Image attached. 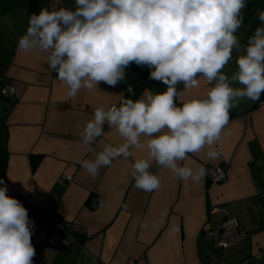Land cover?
<instances>
[{
    "label": "crops",
    "instance_id": "crops-1",
    "mask_svg": "<svg viewBox=\"0 0 264 264\" xmlns=\"http://www.w3.org/2000/svg\"><path fill=\"white\" fill-rule=\"evenodd\" d=\"M46 1H37L38 12L53 5L76 7L75 0ZM259 11H264V0H246L242 26L235 33L242 45L264 26ZM30 15L25 0H0V85L14 87L13 95L0 96V187L7 185L6 194L19 200L34 221L33 264H264V198L257 192L264 185V93L255 102L244 98L230 110L212 149L219 153L217 159L210 161L205 148L181 162L195 167V161L205 169L216 163L225 170L223 181L213 182L207 174L199 182L180 180L153 162L149 170L159 176L161 187L146 192L135 187L131 175L135 159L146 156L136 149L129 158L101 168L93 179L79 163L93 156L79 133L95 108L118 106L122 98L136 100L145 88L163 92L166 85L150 79L147 66L132 63L115 87L101 82L99 91L82 88L69 97L57 73L46 71L45 54L18 49ZM236 56L234 51L222 69L229 77L237 69ZM128 84L134 95L127 93ZM211 86L201 78L199 87L181 99L202 97ZM177 87L183 91L182 84ZM104 131L94 145L97 151L122 142L107 125ZM230 216L246 235L218 250L210 231ZM58 224L78 241L42 244Z\"/></svg>",
    "mask_w": 264,
    "mask_h": 264
},
{
    "label": "clouds",
    "instance_id": "clouds-1",
    "mask_svg": "<svg viewBox=\"0 0 264 264\" xmlns=\"http://www.w3.org/2000/svg\"><path fill=\"white\" fill-rule=\"evenodd\" d=\"M75 5L74 10L53 5L31 14L17 45L24 54H45L46 71L57 73L69 97L82 88L99 91L101 82L115 87L132 63L147 66L149 78L166 85L163 92L145 88L136 100L122 98L118 106L95 108L79 133L84 149L93 154L79 161L81 167L95 179L101 168L136 149L146 156L132 164L135 187L146 192L161 187L159 176L149 170L153 162L180 180L199 182L206 169L195 161V167L181 162L205 148L210 161L217 159L212 149L230 110L264 93V26L245 45L235 35L246 0H75ZM258 19L264 24V11ZM234 51L237 69L229 77L222 69ZM201 78L212 85L206 95L181 99L199 87ZM181 84L183 91L177 87ZM126 91L135 94L131 84ZM105 125L122 142L97 151ZM6 193L7 185L0 187V264H33L34 221Z\"/></svg>",
    "mask_w": 264,
    "mask_h": 264
},
{
    "label": "built area",
    "instance_id": "built-area-1",
    "mask_svg": "<svg viewBox=\"0 0 264 264\" xmlns=\"http://www.w3.org/2000/svg\"><path fill=\"white\" fill-rule=\"evenodd\" d=\"M57 8H59L58 5ZM14 94V87L12 84L0 85V95L7 97ZM207 177L213 182H220L225 179V170L216 163H209L206 169ZM64 178L71 179V175H66ZM258 194L264 198V185L257 189ZM214 237L218 250L225 249L239 243L246 235L245 230L240 227L235 216L225 217L219 227L210 231ZM77 242V236L65 225L58 224L57 229H50L46 237L42 240V244H61L66 245L70 242Z\"/></svg>",
    "mask_w": 264,
    "mask_h": 264
},
{
    "label": "trees",
    "instance_id": "trees-1",
    "mask_svg": "<svg viewBox=\"0 0 264 264\" xmlns=\"http://www.w3.org/2000/svg\"><path fill=\"white\" fill-rule=\"evenodd\" d=\"M37 1L38 0H25L26 2V5H27V9L28 11L33 14V13H36V14H39L38 10H37V7H36V4H37ZM1 96V95H0ZM262 97V94L260 96V98Z\"/></svg>",
    "mask_w": 264,
    "mask_h": 264
},
{
    "label": "rangeland",
    "instance_id": "rangeland-1",
    "mask_svg": "<svg viewBox=\"0 0 264 264\" xmlns=\"http://www.w3.org/2000/svg\"><path fill=\"white\" fill-rule=\"evenodd\" d=\"M41 1H43L44 3H47V1H46V0H41Z\"/></svg>",
    "mask_w": 264,
    "mask_h": 264
}]
</instances>
